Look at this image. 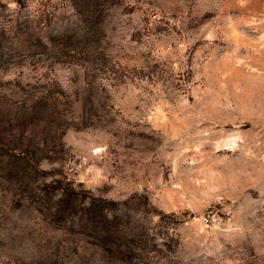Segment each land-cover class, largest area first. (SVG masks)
<instances>
[{"label": "rangeland", "instance_id": "374dc122", "mask_svg": "<svg viewBox=\"0 0 264 264\" xmlns=\"http://www.w3.org/2000/svg\"><path fill=\"white\" fill-rule=\"evenodd\" d=\"M0 264H264V0H0Z\"/></svg>", "mask_w": 264, "mask_h": 264}, {"label": "trees", "instance_id": "16d2710c", "mask_svg": "<svg viewBox=\"0 0 264 264\" xmlns=\"http://www.w3.org/2000/svg\"><path fill=\"white\" fill-rule=\"evenodd\" d=\"M34 42V41H33ZM41 43V42H40ZM41 46V44H39V47ZM19 174V173H18ZM63 196H65V197H68L69 195L67 194V193H64L63 194ZM62 213V211L61 210H59V211H56V214L58 215V214H61ZM64 213V212H63Z\"/></svg>", "mask_w": 264, "mask_h": 264}]
</instances>
